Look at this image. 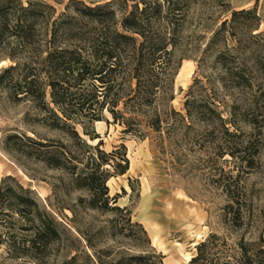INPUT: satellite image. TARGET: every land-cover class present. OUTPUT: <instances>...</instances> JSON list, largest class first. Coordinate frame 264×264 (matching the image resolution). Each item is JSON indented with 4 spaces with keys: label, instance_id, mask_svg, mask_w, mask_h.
<instances>
[{
    "label": "rangeland",
    "instance_id": "374dc122",
    "mask_svg": "<svg viewBox=\"0 0 264 264\" xmlns=\"http://www.w3.org/2000/svg\"><path fill=\"white\" fill-rule=\"evenodd\" d=\"M21 1L53 8L44 33L81 3L119 23L135 3ZM161 1L162 29L176 9L169 71L155 70L150 97L129 82L118 116L106 108L87 127L95 139L51 128L46 110L0 86V182L34 201L0 198V264H190L212 235L220 263L264 264V0ZM9 54L0 71L42 60Z\"/></svg>",
    "mask_w": 264,
    "mask_h": 264
},
{
    "label": "trees",
    "instance_id": "16d2710c",
    "mask_svg": "<svg viewBox=\"0 0 264 264\" xmlns=\"http://www.w3.org/2000/svg\"><path fill=\"white\" fill-rule=\"evenodd\" d=\"M81 4L83 9H77L76 17L56 18L51 31L48 29L44 33L48 24L42 9L53 10L52 7L38 2L26 5L21 0H0V51L9 49L11 60L16 59L18 52L25 51L42 58L35 62L36 65L17 62L1 70L0 86L9 87L16 95H22L20 98L29 99L46 110L49 119L55 120L49 124L51 128L65 126L85 143L77 126H82L84 134L95 139L87 127L103 121L106 108L115 118L118 116L117 109L126 97L124 88L129 82L138 80L142 93L150 97L155 81L159 80L158 75L154 77L155 70L160 69L162 75L169 71L172 63L170 47L176 36V24L170 16H175L176 9L168 7L167 18L172 26L170 22L166 23L169 25L166 30L172 28L169 33L161 26V21H166L161 0H135L131 11L120 23L116 11L108 6ZM90 25L95 26L93 31L86 30ZM42 48L46 57H42ZM48 91L51 102L47 101ZM127 96L135 101L131 94ZM5 197L8 200L19 198L26 205L34 203L2 181L0 198ZM50 228L56 235L55 229ZM218 246V237L210 236L197 247V255L190 264H234L231 261L220 263L225 252L217 251ZM240 254L241 259H249L243 245ZM241 262L237 260L236 263Z\"/></svg>",
    "mask_w": 264,
    "mask_h": 264
},
{
    "label": "bare ground",
    "instance_id": "6f19581e",
    "mask_svg": "<svg viewBox=\"0 0 264 264\" xmlns=\"http://www.w3.org/2000/svg\"><path fill=\"white\" fill-rule=\"evenodd\" d=\"M146 205V204H145ZM147 206V205H146ZM144 208V207H143ZM147 210V209H146Z\"/></svg>",
    "mask_w": 264,
    "mask_h": 264
}]
</instances>
